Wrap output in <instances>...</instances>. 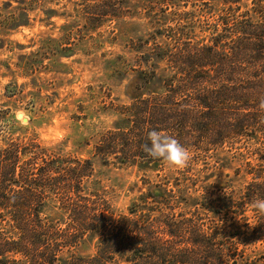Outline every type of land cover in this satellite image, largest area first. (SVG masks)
I'll list each match as a JSON object with an SVG mask.
<instances>
[{
	"label": "trees",
	"instance_id": "trees-1",
	"mask_svg": "<svg viewBox=\"0 0 264 264\" xmlns=\"http://www.w3.org/2000/svg\"><path fill=\"white\" fill-rule=\"evenodd\" d=\"M102 2L92 23L131 15L128 0ZM146 3L157 28L132 39L136 60L115 70L134 74V91L129 104L108 107L118 120L91 158L67 157L35 134L0 146V264H264V215L249 207L264 199V0ZM153 129L189 150L186 168L144 152ZM225 148L245 160L251 181L242 195L226 182L195 197L186 186L202 181L197 162ZM93 158L159 179H146L129 212L117 213ZM85 243L93 254L79 252Z\"/></svg>",
	"mask_w": 264,
	"mask_h": 264
},
{
	"label": "rangeland",
	"instance_id": "rangeland-1",
	"mask_svg": "<svg viewBox=\"0 0 264 264\" xmlns=\"http://www.w3.org/2000/svg\"><path fill=\"white\" fill-rule=\"evenodd\" d=\"M128 1L129 17L92 23L91 13L105 10L102 0H0V146L35 134L43 145L57 147L67 157H92L95 142L118 120L108 107L131 101L134 74L124 71V62L137 58L131 40L147 39L157 28L148 17L147 0ZM196 35L201 36L199 29ZM117 69H124L123 75ZM236 155L229 148L210 152L193 171L203 182L194 188L189 184L187 190L202 199L201 187L214 191L229 182L242 195L252 177L245 160ZM93 160L95 179L117 213L129 212L148 189L146 179H159L137 166ZM165 173L177 175L169 169ZM196 189L200 191L194 193ZM55 213L49 209L45 215ZM79 252L93 254L95 244L85 243Z\"/></svg>",
	"mask_w": 264,
	"mask_h": 264
},
{
	"label": "clouds",
	"instance_id": "clouds-1",
	"mask_svg": "<svg viewBox=\"0 0 264 264\" xmlns=\"http://www.w3.org/2000/svg\"><path fill=\"white\" fill-rule=\"evenodd\" d=\"M259 108L264 110V99H261ZM149 144L143 145L144 152L151 158L165 163L170 168L177 170L186 168L191 160L189 150L178 139L164 131L155 129L148 133ZM249 207L264 215V199H253Z\"/></svg>",
	"mask_w": 264,
	"mask_h": 264
},
{
	"label": "water",
	"instance_id": "water-1",
	"mask_svg": "<svg viewBox=\"0 0 264 264\" xmlns=\"http://www.w3.org/2000/svg\"><path fill=\"white\" fill-rule=\"evenodd\" d=\"M18 117H19L20 119H23V121H24L25 123H28V121H29L27 118H23V115H22V114H19Z\"/></svg>",
	"mask_w": 264,
	"mask_h": 264
},
{
	"label": "bare ground",
	"instance_id": "bare-ground-1",
	"mask_svg": "<svg viewBox=\"0 0 264 264\" xmlns=\"http://www.w3.org/2000/svg\"><path fill=\"white\" fill-rule=\"evenodd\" d=\"M23 115V114H22Z\"/></svg>",
	"mask_w": 264,
	"mask_h": 264
}]
</instances>
